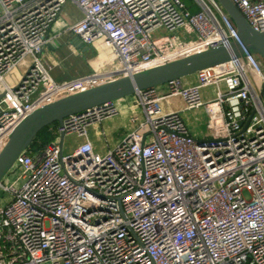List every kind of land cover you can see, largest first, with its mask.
I'll return each instance as SVG.
<instances>
[{
    "label": "built area",
    "instance_id": "built-area-1",
    "mask_svg": "<svg viewBox=\"0 0 264 264\" xmlns=\"http://www.w3.org/2000/svg\"><path fill=\"white\" fill-rule=\"evenodd\" d=\"M230 1L264 32V0ZM194 2L196 13L182 0H0V154L48 104L238 40L215 0ZM64 36L71 54L97 53L59 82L43 55ZM263 87L264 63L246 54L49 126L52 140L32 142L0 182V264H264ZM123 109L111 145L102 123Z\"/></svg>",
    "mask_w": 264,
    "mask_h": 264
},
{
    "label": "water",
    "instance_id": "water-1",
    "mask_svg": "<svg viewBox=\"0 0 264 264\" xmlns=\"http://www.w3.org/2000/svg\"><path fill=\"white\" fill-rule=\"evenodd\" d=\"M235 26L238 40L205 52L192 54L132 76L117 79L96 88L48 104L27 116L12 132L0 154V182L17 157L46 127L62 124L63 120L88 110L118 101L137 92L164 85L243 58L246 54L258 56L264 63V32L254 31L230 0H215ZM264 96V87L260 94Z\"/></svg>",
    "mask_w": 264,
    "mask_h": 264
},
{
    "label": "crops",
    "instance_id": "crops-1",
    "mask_svg": "<svg viewBox=\"0 0 264 264\" xmlns=\"http://www.w3.org/2000/svg\"><path fill=\"white\" fill-rule=\"evenodd\" d=\"M253 1L257 2L258 0H253ZM194 7L197 8L196 5H194ZM66 9H68V11ZM74 10L76 11L74 6L70 4L67 5L63 12L62 20L67 21L66 23H71V24L74 23L76 20H78L79 16L77 18L72 17ZM158 32L155 33V37L168 35L167 32H164L162 30ZM177 35L182 40L184 38H188V39L193 38L192 36H185V34L181 32H178ZM81 52H82L81 56H76V55L71 54L68 51H65L64 54L66 55V57L63 59H60L59 56L57 55L59 51H57L56 48H54V46L51 45L48 47V49L45 51L43 55V63L48 69V71L50 72L51 76L56 81H59V82L66 81L70 78L87 74L89 71L88 63L92 60V58L95 57L97 53L94 49H85V48H82ZM91 134H92V131H91ZM93 139L95 140L97 138L93 135ZM90 140L92 141L91 138ZM92 142L96 144L97 140L92 141ZM96 146L98 147L99 144H96Z\"/></svg>",
    "mask_w": 264,
    "mask_h": 264
},
{
    "label": "rangeland",
    "instance_id": "rangeland-1",
    "mask_svg": "<svg viewBox=\"0 0 264 264\" xmlns=\"http://www.w3.org/2000/svg\"><path fill=\"white\" fill-rule=\"evenodd\" d=\"M184 2V4L187 6V8L192 11L193 6L195 5L194 0H182ZM194 4V5H193ZM190 6V7H189ZM68 11V9H66ZM78 11L74 10V13L72 15V17H78ZM159 33V32H158ZM72 39L68 36H64L62 38H60L58 40L57 43L53 44L54 48H56L57 51H59V53L57 54L59 56L60 59H63L66 57V55L64 54L65 51H67V45L71 44ZM66 45V46H65ZM63 51V52H62ZM106 53H110V50H106ZM128 117H129V110L127 109H123L118 116L113 117L107 121H104L102 123V128L105 129L106 132V138L111 139L113 142L111 143V145H114V142L124 134V132H126L127 130V126H128ZM185 121L188 123V125H190V129L195 131V132H205L206 130V119L203 115L199 114V113H194V112H189L187 114H185L184 116ZM194 132V134H195ZM93 133L90 134V138L92 139V141H95L93 139ZM99 148L101 146H105V139L100 137L99 140ZM69 148V145L66 146V149ZM65 153H67V150L65 151ZM16 178V175L14 174H9L8 176V180L9 182H12L14 179ZM8 199V195L3 193L0 190V205L5 203Z\"/></svg>",
    "mask_w": 264,
    "mask_h": 264
},
{
    "label": "trees",
    "instance_id": "trees-1",
    "mask_svg": "<svg viewBox=\"0 0 264 264\" xmlns=\"http://www.w3.org/2000/svg\"><path fill=\"white\" fill-rule=\"evenodd\" d=\"M190 7V6H189ZM198 11V9L196 7L193 6L192 8V13H196ZM55 125V124H53ZM49 127H46L45 129H43L38 135L37 137L34 139L33 144H41L42 145H46L47 143H49L52 140V135L49 132Z\"/></svg>",
    "mask_w": 264,
    "mask_h": 264
}]
</instances>
